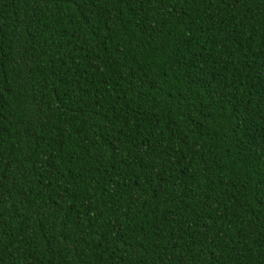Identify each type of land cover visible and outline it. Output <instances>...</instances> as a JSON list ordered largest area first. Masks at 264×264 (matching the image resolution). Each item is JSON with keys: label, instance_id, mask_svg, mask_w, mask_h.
Masks as SVG:
<instances>
[{"label": "trees", "instance_id": "1", "mask_svg": "<svg viewBox=\"0 0 264 264\" xmlns=\"http://www.w3.org/2000/svg\"><path fill=\"white\" fill-rule=\"evenodd\" d=\"M0 264H264V0H0Z\"/></svg>", "mask_w": 264, "mask_h": 264}]
</instances>
